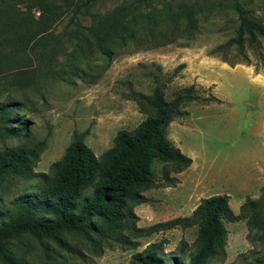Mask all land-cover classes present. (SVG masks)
I'll return each mask as SVG.
<instances>
[{
  "label": "rangeland",
  "instance_id": "374dc122",
  "mask_svg": "<svg viewBox=\"0 0 264 264\" xmlns=\"http://www.w3.org/2000/svg\"><path fill=\"white\" fill-rule=\"evenodd\" d=\"M241 18L264 26V0H0V104L16 103L13 122L26 124L15 137L0 124V156L12 147L36 152L27 175L0 181V221L17 211L21 194L38 193L71 142L81 139L99 157L120 130L152 114L133 93L150 97L161 84L171 101L194 84L198 94L221 99L181 106L188 115L173 119L168 137L192 164L175 172L154 162L157 185L133 206L132 227L91 239L24 233L8 241L0 264H142L151 243L164 264L178 256L186 262L196 225L150 227L189 216L215 194H228L236 214L246 198L255 200L264 225V39L238 47ZM220 45L226 48L210 54ZM251 217L247 210L225 220L224 249L210 264H264V230Z\"/></svg>",
  "mask_w": 264,
  "mask_h": 264
},
{
  "label": "trees",
  "instance_id": "16d2710c",
  "mask_svg": "<svg viewBox=\"0 0 264 264\" xmlns=\"http://www.w3.org/2000/svg\"><path fill=\"white\" fill-rule=\"evenodd\" d=\"M122 28L127 29V26ZM259 38L264 39V26L241 18L234 43L242 47L247 42L255 47ZM98 46L102 48L100 38ZM225 48V45H220L210 54ZM102 55L109 57L107 51ZM223 61L232 67L243 63L225 58ZM244 63L250 64V61L247 59ZM184 66V63L180 64L171 77H175L178 69ZM133 98L142 111H153L152 114L134 129L120 130L113 146L99 157L81 139L71 142L62 158L53 163L49 173L42 175L45 181L38 185V193L21 194L16 199L17 211L0 221V252L4 251L10 239L24 233L58 240L63 232L74 231L91 239L92 233L101 235L103 229L124 231L132 227L137 218L133 206L146 202L144 191L157 185L154 162L171 165L175 172L192 164V158L168 137V127L173 119L188 115L181 106L191 101L208 104L221 100L214 95L198 94L194 84L176 91L171 101L165 98L161 84L155 85L150 97L133 93ZM16 106L11 101L0 104V124L12 137L20 136L26 130L25 123L13 122ZM35 156L33 148L7 149L0 156V181L9 174L27 175ZM255 205V200L246 198L236 214L228 194H215L202 198L189 216L158 223L150 229L196 225L195 253L186 262L179 256L172 257L169 264H210L224 249L228 235L225 220H240L247 216L249 210L252 211L251 222L264 230L253 210ZM158 252V245L151 243L138 260L142 264H164Z\"/></svg>",
  "mask_w": 264,
  "mask_h": 264
},
{
  "label": "crops",
  "instance_id": "0c3cea01",
  "mask_svg": "<svg viewBox=\"0 0 264 264\" xmlns=\"http://www.w3.org/2000/svg\"><path fill=\"white\" fill-rule=\"evenodd\" d=\"M230 69V68H229Z\"/></svg>",
  "mask_w": 264,
  "mask_h": 264
}]
</instances>
